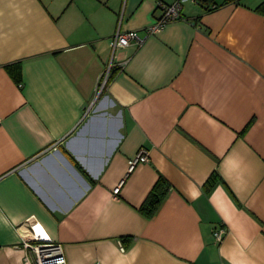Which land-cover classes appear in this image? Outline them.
I'll list each match as a JSON object with an SVG mask.
<instances>
[{
	"label": "crops",
	"instance_id": "crops-1",
	"mask_svg": "<svg viewBox=\"0 0 264 264\" xmlns=\"http://www.w3.org/2000/svg\"><path fill=\"white\" fill-rule=\"evenodd\" d=\"M174 1L0 0V264L29 219L68 264H264V0H183L112 57Z\"/></svg>",
	"mask_w": 264,
	"mask_h": 264
},
{
	"label": "built area",
	"instance_id": "built-area-1",
	"mask_svg": "<svg viewBox=\"0 0 264 264\" xmlns=\"http://www.w3.org/2000/svg\"><path fill=\"white\" fill-rule=\"evenodd\" d=\"M196 4H199L198 0H191ZM160 11V17L154 22L153 25L146 29V36L142 38L137 32H123L120 28L115 33L110 43V50L112 57L116 50L127 48L130 45H136L141 47L145 40L166 28L172 22L181 20L183 10V0H175L174 2L167 4L160 2L158 4ZM112 66L106 68L103 77V85L106 84L110 77ZM150 162L149 152L146 149H141L136 157L130 160L129 170L132 171L139 164H146ZM120 188L114 190V195H118ZM22 230L21 234V248L25 252L23 258L24 264H68L66 256L64 254L62 246L55 242L50 236H48L43 228L35 219H29ZM226 235V229L219 228L213 231V237L216 243H222ZM122 251L125 250L123 244L120 243Z\"/></svg>",
	"mask_w": 264,
	"mask_h": 264
},
{
	"label": "trees",
	"instance_id": "trees-1",
	"mask_svg": "<svg viewBox=\"0 0 264 264\" xmlns=\"http://www.w3.org/2000/svg\"><path fill=\"white\" fill-rule=\"evenodd\" d=\"M199 1V4H202V5H208V6H212L211 8H217L218 6H216L215 4V1L216 0H198ZM241 0H224L223 4H228V3H239ZM210 7H208L209 9ZM10 75L12 76V78L19 84H21L22 82V71H21V63H16V64H12L10 66L7 67ZM111 77V76H110ZM110 79V78H109ZM216 182V179L214 178L212 180V182L209 184V188H212L214 183ZM162 184H165L163 181L160 182ZM160 188V190H159ZM166 186L163 187V190H162V187L160 185L159 187V182L157 184V186L155 187L152 195L150 196V199H149V202L146 204V206L143 208L144 210L147 209V206L149 207L150 209V213H149V216H152L159 204L161 203V201L163 200V198L165 197V194H166ZM215 230V229H214ZM123 243L125 245V248L128 247V244L127 243H130V238L128 239H123Z\"/></svg>",
	"mask_w": 264,
	"mask_h": 264
}]
</instances>
